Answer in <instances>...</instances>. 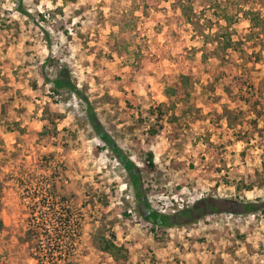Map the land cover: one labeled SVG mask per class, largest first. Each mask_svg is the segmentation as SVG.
Here are the masks:
<instances>
[{"label":"rangeland","instance_id":"rangeland-1","mask_svg":"<svg viewBox=\"0 0 264 264\" xmlns=\"http://www.w3.org/2000/svg\"><path fill=\"white\" fill-rule=\"evenodd\" d=\"M185 1L22 0L37 29L18 0H0V264H264V215L226 212L264 204V24L252 28L241 14L264 18V0H188L190 23ZM226 38L223 50L216 40ZM48 55L140 170L152 208L173 215V199L206 200L218 213L153 234L127 175L107 150L95 154L83 105L51 98L42 83ZM182 74L189 98L168 99ZM158 105L160 122L149 116ZM146 151L153 173L140 160ZM99 232L127 257L99 251Z\"/></svg>","mask_w":264,"mask_h":264},{"label":"trees","instance_id":"trees-1","mask_svg":"<svg viewBox=\"0 0 264 264\" xmlns=\"http://www.w3.org/2000/svg\"><path fill=\"white\" fill-rule=\"evenodd\" d=\"M180 12L184 20L190 23V15L192 12V6L190 1L180 3ZM16 10L25 17L28 21L32 23L33 28L40 29L39 21L35 20V17L22 8V0H18ZM242 16L250 23L252 28H257L260 24H264V18L260 16L258 12L251 10L242 11ZM39 20L43 19V16L38 15ZM224 21L229 23L228 16H224ZM46 39L47 33L43 32ZM209 36H204V45L206 46ZM47 41V40H46ZM216 40V45H222L223 50L232 48V43L230 39H225L224 42H218ZM213 43V41H211ZM50 47V45H48ZM58 57H53L48 55L39 67V77L44 85H49V91L51 93V98L53 97H72L74 96L84 107V114L86 117L87 124L90 126L95 136L99 140L98 146L95 148V154L98 155L100 152L107 150L112 159H114L121 170L128 177V184L132 190L134 197V202L136 204V212L139 216L150 225V231L155 234L157 231L170 229L173 227L187 226L189 223H193L209 214L218 213V208L215 202L206 203V200L197 201L193 204L191 208H185L173 215H164L159 213L156 209L152 208L142 190V181L140 176V170L135 166V164L129 159L128 155L119 148V146L113 141L111 136L104 130L103 126L100 124L95 111L85 94L77 88L74 80L71 77V71L66 66L59 65ZM206 59V56L204 57ZM191 82V77L189 75H179L177 80L173 82L165 91V96L168 99H176L177 101L183 102L189 98L188 87ZM36 88V84L34 85ZM178 103V102H177ZM164 106L158 105L149 111V116L152 117L156 122H160L165 116L162 110ZM45 111L43 113L44 120ZM157 134L154 128H149L150 139ZM40 135H49V130L47 126H43ZM143 166L147 173H153L156 169L154 163L153 153L146 151L143 157H140ZM204 205L206 207H204ZM208 211V212H207ZM229 214L235 215H246V214H256L261 213L264 215V204H253L244 203L237 204L233 202V206L227 211ZM192 213V214H191ZM124 216H128L126 212H123ZM181 221V222H180ZM183 221V222H182ZM1 227V224H0ZM99 251L109 254L117 262L120 259H125L128 254V250L123 244H117L116 238L112 234L108 237L105 234L98 233L97 236L91 241Z\"/></svg>","mask_w":264,"mask_h":264},{"label":"built area","instance_id":"built-area-1","mask_svg":"<svg viewBox=\"0 0 264 264\" xmlns=\"http://www.w3.org/2000/svg\"><path fill=\"white\" fill-rule=\"evenodd\" d=\"M185 201H187V202H185ZM177 200V199H173V202H174V204H172L171 202H170V204H171V206L170 207H166L172 214H174L175 212H176V210H174V207H178V209L179 210H183V206L184 205H188V203H190V204H192V203H194L193 202V200L190 202V199L189 200ZM197 201H199V200H197ZM156 207H157V211H158V208H159V213H161V214H166V210L164 209V208H162V206H159L158 204L156 205ZM164 209V210H163Z\"/></svg>","mask_w":264,"mask_h":264},{"label":"flooded vegetation","instance_id":"flooded-vegetation-1","mask_svg":"<svg viewBox=\"0 0 264 264\" xmlns=\"http://www.w3.org/2000/svg\"><path fill=\"white\" fill-rule=\"evenodd\" d=\"M192 214V213H191Z\"/></svg>","mask_w":264,"mask_h":264}]
</instances>
